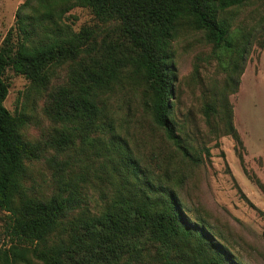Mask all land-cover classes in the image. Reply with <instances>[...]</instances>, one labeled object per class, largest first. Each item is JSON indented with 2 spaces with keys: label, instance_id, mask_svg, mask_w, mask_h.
Listing matches in <instances>:
<instances>
[{
  "label": "trees",
  "instance_id": "16d2710c",
  "mask_svg": "<svg viewBox=\"0 0 264 264\" xmlns=\"http://www.w3.org/2000/svg\"><path fill=\"white\" fill-rule=\"evenodd\" d=\"M248 1L27 0L22 5L32 14L21 17L17 39L10 30L0 45V210L8 213L15 242L0 251V264H239L210 228L187 219L172 188L179 165L199 162L185 130L174 121L172 43L183 31H202L214 51L226 53L223 90L235 92L251 42L246 35L233 42L224 15ZM73 8L117 22L127 47L101 43L98 48L89 30L74 32L63 22ZM64 63L71 66L68 82L50 94L45 111L62 126L54 148L59 154L79 138L96 157L95 178H66L68 163H56L52 193L33 197L24 189L26 163L47 148L23 137L27 114L4 107L5 72L24 76L32 93L40 95ZM125 81L144 89L143 109L176 156H163L162 174L142 166L128 130L115 125L109 110L107 93ZM223 99L205 98L201 114L211 133L221 128L241 145L231 106ZM88 189L101 193L97 213L88 207Z\"/></svg>",
  "mask_w": 264,
  "mask_h": 264
},
{
  "label": "rangeland",
  "instance_id": "374dc122",
  "mask_svg": "<svg viewBox=\"0 0 264 264\" xmlns=\"http://www.w3.org/2000/svg\"><path fill=\"white\" fill-rule=\"evenodd\" d=\"M26 1L0 0V45L10 30L17 39L21 17L23 20L32 14L28 6H22ZM224 17L231 24L229 37L233 42L244 35L251 42L235 92L232 88L227 93L223 90L226 53L214 51L202 31H183L172 43L174 121L177 128L185 130L199 161L179 165L172 188L187 219L210 228L237 263L264 264V0H249ZM63 22L74 32L89 30L90 41L98 48L101 43L128 45L117 22L101 21L89 9L73 8ZM70 70V63L56 67L45 93L40 95L32 93L30 81L24 76L10 69L5 72L9 90L4 107L12 114H27L23 137L47 148L41 157L26 163L24 189L29 196L47 197L52 193L59 172L56 174V163H68L66 178H95L96 157L79 138H75L73 147H64L57 154L53 143L62 126L45 113L50 94L66 86ZM143 90L125 81L115 85L105 98L115 125L124 132L128 130L130 146L142 166L162 174L160 162L168 152L173 156V150L143 109ZM213 94L221 103L223 97L227 98L241 145L231 136L222 135L221 128L213 134L206 126L201 107ZM86 194L91 212H99L103 205L99 190L88 189ZM9 220L8 213L0 210V251L15 244L9 234Z\"/></svg>",
  "mask_w": 264,
  "mask_h": 264
}]
</instances>
